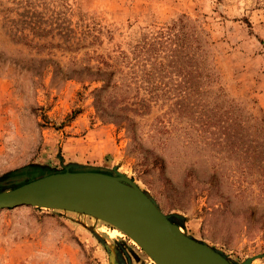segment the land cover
<instances>
[{"label": "rangeland", "instance_id": "374dc122", "mask_svg": "<svg viewBox=\"0 0 264 264\" xmlns=\"http://www.w3.org/2000/svg\"><path fill=\"white\" fill-rule=\"evenodd\" d=\"M14 169L116 171L231 264H264V0H0ZM0 264L156 263L100 219L21 205L0 210Z\"/></svg>", "mask_w": 264, "mask_h": 264}, {"label": "water", "instance_id": "95a60500", "mask_svg": "<svg viewBox=\"0 0 264 264\" xmlns=\"http://www.w3.org/2000/svg\"><path fill=\"white\" fill-rule=\"evenodd\" d=\"M21 205L60 209L100 219L130 237L156 264H231L162 214L131 179L113 173L73 170L48 173L0 190V210ZM245 259L241 264H247Z\"/></svg>", "mask_w": 264, "mask_h": 264}, {"label": "trees", "instance_id": "16d2710c", "mask_svg": "<svg viewBox=\"0 0 264 264\" xmlns=\"http://www.w3.org/2000/svg\"><path fill=\"white\" fill-rule=\"evenodd\" d=\"M176 40H178V37H176ZM177 42L178 41H175V43L179 45ZM80 170H84V169H80ZM85 170L101 171L98 169H85ZM22 171H24V169H14L10 172H6L0 175V190L6 189L8 187H14L20 183L27 181L29 178H27V176L26 177L22 176L24 174ZM169 220L172 221L170 218Z\"/></svg>", "mask_w": 264, "mask_h": 264}, {"label": "bare ground", "instance_id": "6f19581e", "mask_svg": "<svg viewBox=\"0 0 264 264\" xmlns=\"http://www.w3.org/2000/svg\"><path fill=\"white\" fill-rule=\"evenodd\" d=\"M179 230H180V228H179ZM150 258V257H149ZM159 258L161 259L160 261H162L161 263L162 264H171L166 258H163V257H161V256H159Z\"/></svg>", "mask_w": 264, "mask_h": 264}]
</instances>
